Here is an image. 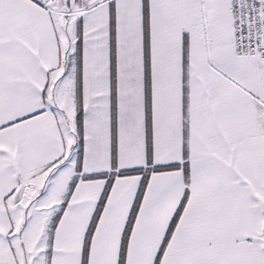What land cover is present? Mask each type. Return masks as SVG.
Here are the masks:
<instances>
[{
    "label": "snow or ice",
    "instance_id": "snow-or-ice-1",
    "mask_svg": "<svg viewBox=\"0 0 264 264\" xmlns=\"http://www.w3.org/2000/svg\"><path fill=\"white\" fill-rule=\"evenodd\" d=\"M0 264H264V0H0Z\"/></svg>",
    "mask_w": 264,
    "mask_h": 264
}]
</instances>
